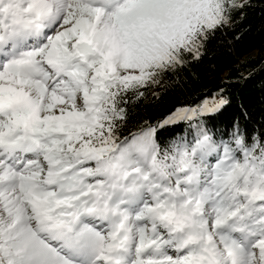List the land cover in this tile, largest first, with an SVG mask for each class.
<instances>
[{"label":"snow or ice","instance_id":"6c2138e0","mask_svg":"<svg viewBox=\"0 0 264 264\" xmlns=\"http://www.w3.org/2000/svg\"><path fill=\"white\" fill-rule=\"evenodd\" d=\"M250 6L0 0V264H264V132L134 119Z\"/></svg>","mask_w":264,"mask_h":264},{"label":"trees","instance_id":"16d2710c","mask_svg":"<svg viewBox=\"0 0 264 264\" xmlns=\"http://www.w3.org/2000/svg\"><path fill=\"white\" fill-rule=\"evenodd\" d=\"M250 4L242 20L237 18L232 29L218 31L202 58L179 73V83L149 89L136 105L134 119L155 121L177 106L198 102L223 88L229 103L207 126L222 133L231 131L232 122L239 119L249 134L264 132V0ZM186 127V123L171 125L162 130L161 138L167 142L184 135Z\"/></svg>","mask_w":264,"mask_h":264},{"label":"rangeland","instance_id":"374dc122","mask_svg":"<svg viewBox=\"0 0 264 264\" xmlns=\"http://www.w3.org/2000/svg\"><path fill=\"white\" fill-rule=\"evenodd\" d=\"M210 96H211V95H210ZM210 96H209V97H210Z\"/></svg>","mask_w":264,"mask_h":264}]
</instances>
